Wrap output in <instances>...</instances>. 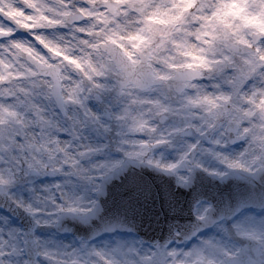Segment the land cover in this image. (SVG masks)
<instances>
[{
  "label": "clouds",
  "instance_id": "obj_1",
  "mask_svg": "<svg viewBox=\"0 0 264 264\" xmlns=\"http://www.w3.org/2000/svg\"><path fill=\"white\" fill-rule=\"evenodd\" d=\"M0 264H264V0H0Z\"/></svg>",
  "mask_w": 264,
  "mask_h": 264
}]
</instances>
